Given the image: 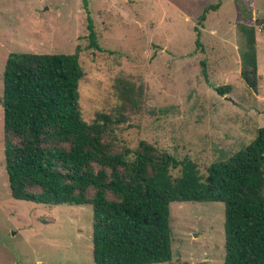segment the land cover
<instances>
[{
    "label": "rangeland",
    "instance_id": "rangeland-1",
    "mask_svg": "<svg viewBox=\"0 0 264 264\" xmlns=\"http://www.w3.org/2000/svg\"><path fill=\"white\" fill-rule=\"evenodd\" d=\"M87 16L101 51L87 47ZM239 23L255 29V92L240 78ZM263 26L264 0H0V100L9 53L72 54L79 46L83 120L106 114L105 139L115 149L144 140L205 176L264 126ZM121 80L141 90L136 107L119 99ZM224 86L229 92L218 95ZM3 141L0 103V264H94L91 207L12 199ZM169 221L172 258L159 264H223V203L172 202Z\"/></svg>",
    "mask_w": 264,
    "mask_h": 264
},
{
    "label": "trees",
    "instance_id": "trees-1",
    "mask_svg": "<svg viewBox=\"0 0 264 264\" xmlns=\"http://www.w3.org/2000/svg\"><path fill=\"white\" fill-rule=\"evenodd\" d=\"M218 8L219 3L204 8L197 25ZM86 20L87 47L101 51L93 22L89 16ZM194 31L195 46L202 50L197 26ZM237 34L240 78L255 92V29L239 23ZM80 51L77 46L72 54L12 52L6 58L1 106L11 198L90 206L94 264L169 262L170 203L221 202L223 264H264V126L245 148L211 163L205 176L198 175L192 161L179 160L144 140L135 148L115 149L105 139L112 122L108 115L97 114L91 123L82 118ZM201 66L206 77L205 63ZM117 88L122 103L138 105L140 89L123 80ZM229 88L217 87L215 92L223 96Z\"/></svg>",
    "mask_w": 264,
    "mask_h": 264
},
{
    "label": "water",
    "instance_id": "water-1",
    "mask_svg": "<svg viewBox=\"0 0 264 264\" xmlns=\"http://www.w3.org/2000/svg\"><path fill=\"white\" fill-rule=\"evenodd\" d=\"M0 103H1V100H0Z\"/></svg>",
    "mask_w": 264,
    "mask_h": 264
}]
</instances>
